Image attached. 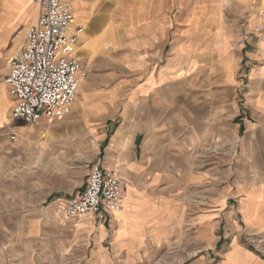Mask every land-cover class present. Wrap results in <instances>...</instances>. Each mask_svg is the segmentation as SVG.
Masks as SVG:
<instances>
[{
	"label": "crops",
	"instance_id": "crops-1",
	"mask_svg": "<svg viewBox=\"0 0 264 264\" xmlns=\"http://www.w3.org/2000/svg\"><path fill=\"white\" fill-rule=\"evenodd\" d=\"M66 1L87 74L20 132L4 78L37 9L0 0V264H264L245 240L264 239V0ZM91 140L124 206L63 218Z\"/></svg>",
	"mask_w": 264,
	"mask_h": 264
},
{
	"label": "built area",
	"instance_id": "built-area-1",
	"mask_svg": "<svg viewBox=\"0 0 264 264\" xmlns=\"http://www.w3.org/2000/svg\"><path fill=\"white\" fill-rule=\"evenodd\" d=\"M35 4L36 20L28 27L23 47L9 58V72L4 78L14 100L11 119L25 124L67 115L79 81L87 74L84 64L75 56L84 26L77 24L68 2L35 0ZM261 14L262 21L250 33L264 41V4ZM103 160L92 163L82 189L54 200L63 218L92 213L103 219L123 208L119 177L114 169L103 165ZM247 237L255 248L264 241L261 237L258 240L251 235Z\"/></svg>",
	"mask_w": 264,
	"mask_h": 264
},
{
	"label": "rangeland",
	"instance_id": "rangeland-1",
	"mask_svg": "<svg viewBox=\"0 0 264 264\" xmlns=\"http://www.w3.org/2000/svg\"><path fill=\"white\" fill-rule=\"evenodd\" d=\"M21 124H23V123H18L17 122L15 125L18 128ZM23 125H25V124H23ZM20 129L21 128H18L19 131H20ZM23 131L24 130H21L20 132H23ZM92 144H94L95 147H96V159H95V161H97L98 158H100V159L103 160L102 150H101V147H100L102 145V143H100V142H93ZM82 175H83V170L82 171H79L78 174L76 175V177H81ZM259 236L260 235H258V234L251 235V237L252 238H256V240H258ZM245 238H246L245 240L248 242V244L250 245V247H252L254 250L256 249L258 251H264V241L262 243L260 242L261 243L260 246H258L257 248H255V246H256L255 243H252L251 241H249L250 239H248L247 236ZM261 239H263V236L261 237ZM176 249L178 250V248H176ZM75 262H76L75 259H67L65 263L66 264H74Z\"/></svg>",
	"mask_w": 264,
	"mask_h": 264
},
{
	"label": "bare ground",
	"instance_id": "bare-ground-1",
	"mask_svg": "<svg viewBox=\"0 0 264 264\" xmlns=\"http://www.w3.org/2000/svg\"><path fill=\"white\" fill-rule=\"evenodd\" d=\"M119 212V211H118Z\"/></svg>",
	"mask_w": 264,
	"mask_h": 264
}]
</instances>
